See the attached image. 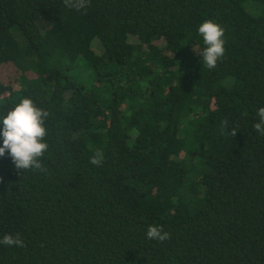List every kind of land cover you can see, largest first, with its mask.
<instances>
[{"label":"trees","instance_id":"obj_1","mask_svg":"<svg viewBox=\"0 0 264 264\" xmlns=\"http://www.w3.org/2000/svg\"><path fill=\"white\" fill-rule=\"evenodd\" d=\"M0 66V120L50 114L45 171L0 157V264H264V0H0Z\"/></svg>","mask_w":264,"mask_h":264},{"label":"clouds","instance_id":"obj_2","mask_svg":"<svg viewBox=\"0 0 264 264\" xmlns=\"http://www.w3.org/2000/svg\"><path fill=\"white\" fill-rule=\"evenodd\" d=\"M64 5L70 9L81 11L89 6L90 0H63ZM199 35L203 38L205 45L202 52H196L202 56L201 63L209 70L216 68L217 63L225 55L224 29L217 23L207 20L199 25ZM49 112L37 107L33 100L22 99L0 120V157L7 153L11 158L17 171L39 170L45 171L42 165V158L48 150V143L45 142L47 130L45 121L49 117ZM258 121L253 124V128L261 136H264V107L257 112ZM237 132L233 131L235 137ZM104 161V154L97 150L90 159L94 166H101ZM2 179V178H0ZM146 236L150 240L164 242L170 239V233L165 232L162 226L151 225L148 227ZM0 244L4 246L24 247L22 239L17 235H5L0 239Z\"/></svg>","mask_w":264,"mask_h":264},{"label":"rangeland","instance_id":"obj_3","mask_svg":"<svg viewBox=\"0 0 264 264\" xmlns=\"http://www.w3.org/2000/svg\"><path fill=\"white\" fill-rule=\"evenodd\" d=\"M18 72L11 66H0V79L3 83H11L18 77Z\"/></svg>","mask_w":264,"mask_h":264}]
</instances>
